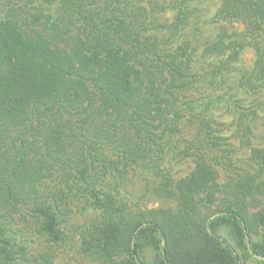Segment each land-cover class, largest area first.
<instances>
[{
	"label": "trees",
	"instance_id": "trees-1",
	"mask_svg": "<svg viewBox=\"0 0 264 264\" xmlns=\"http://www.w3.org/2000/svg\"><path fill=\"white\" fill-rule=\"evenodd\" d=\"M193 1L159 6H172L182 23ZM119 4L0 0V264L32 263L14 235L18 215L30 214L48 242L65 243L59 202L70 194L100 214L78 228L81 253L100 264H264V149L253 151L254 172L224 184L203 155L175 183L161 140L169 117L185 119L172 100L187 86L195 49L136 27ZM22 7L34 12L24 16ZM218 15L264 30V0H222ZM244 45L223 29L206 52L238 54ZM134 166L153 175L176 211L121 199L118 182ZM55 176L58 190L46 192ZM38 261L53 264L47 253Z\"/></svg>",
	"mask_w": 264,
	"mask_h": 264
},
{
	"label": "rangeland",
	"instance_id": "rangeland-1",
	"mask_svg": "<svg viewBox=\"0 0 264 264\" xmlns=\"http://www.w3.org/2000/svg\"><path fill=\"white\" fill-rule=\"evenodd\" d=\"M119 1V6L125 7L130 16L129 22L136 27L143 24L148 33H158L167 41L175 39L176 44L190 42V52L195 49L187 86L172 100L186 115L185 119L177 122L175 118L173 122L169 117V130L161 140L165 148L161 156L163 169L176 183L194 170L198 157L203 155L219 172L222 184L236 175L254 172L257 162L253 151L264 149V30L253 34L248 21L222 20L218 15L222 0L193 1L182 23L172 6H159V2L170 4L179 0ZM33 12L34 9L22 7L20 13L29 16ZM55 12H60L59 5L49 11ZM28 22L33 21L28 19ZM223 29L245 43L238 54L232 50L219 56L206 52L208 42L217 39ZM174 127L178 131L171 133ZM118 184L121 199L133 208L177 210L174 199L158 195L156 179L144 166L132 167ZM58 188L57 176L47 181L46 192ZM75 196L70 194L64 203L59 202L63 211L60 216L65 220L62 225L67 237L65 243L48 242L30 214L16 216L14 235L27 249L32 262L27 264H40L38 260L44 253L51 255L53 264H100L81 253L78 238V228L98 219L100 214L85 197ZM258 210L251 209V214ZM219 233L235 244L229 227L223 226ZM253 239L259 240L257 236ZM242 264L260 263L250 258Z\"/></svg>",
	"mask_w": 264,
	"mask_h": 264
}]
</instances>
